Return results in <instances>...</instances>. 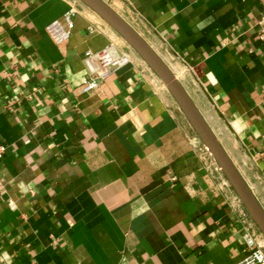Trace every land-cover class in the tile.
I'll return each instance as SVG.
<instances>
[{
	"label": "crops",
	"instance_id": "0c3cea01",
	"mask_svg": "<svg viewBox=\"0 0 264 264\" xmlns=\"http://www.w3.org/2000/svg\"><path fill=\"white\" fill-rule=\"evenodd\" d=\"M264 208V0H111ZM70 34L56 44L46 27ZM113 32L77 0H0V264H234L242 204L139 56L81 86ZM26 77V78H25Z\"/></svg>",
	"mask_w": 264,
	"mask_h": 264
},
{
	"label": "water",
	"instance_id": "95a60500",
	"mask_svg": "<svg viewBox=\"0 0 264 264\" xmlns=\"http://www.w3.org/2000/svg\"><path fill=\"white\" fill-rule=\"evenodd\" d=\"M97 14L141 58L168 90L201 143L242 204L248 217L264 236V208L248 187L219 139L170 67L146 39L105 0H77Z\"/></svg>",
	"mask_w": 264,
	"mask_h": 264
},
{
	"label": "built area",
	"instance_id": "2783aa9c",
	"mask_svg": "<svg viewBox=\"0 0 264 264\" xmlns=\"http://www.w3.org/2000/svg\"><path fill=\"white\" fill-rule=\"evenodd\" d=\"M73 13V8H70L64 14L66 26H64L57 19L47 25L46 30L56 44H61L68 38L70 34V27L72 26L71 15ZM258 36L264 41V25L259 27ZM128 61V52L125 50H119L112 44H109L97 51H86L84 54L86 75L81 84L82 88L84 90L95 89L100 80L107 77L113 70ZM262 139L264 141V133L262 135ZM214 167L221 175L222 184L230 187L216 163H214ZM241 216L242 239L245 244V254L234 264H264V236L256 228L243 208L241 210Z\"/></svg>",
	"mask_w": 264,
	"mask_h": 264
},
{
	"label": "rangeland",
	"instance_id": "374dc122",
	"mask_svg": "<svg viewBox=\"0 0 264 264\" xmlns=\"http://www.w3.org/2000/svg\"><path fill=\"white\" fill-rule=\"evenodd\" d=\"M106 2H108V3H111V0H105ZM78 4H80L81 6H83V7H85V8H87V10L88 11H90V13L91 14H93L98 20H100L101 22H103L106 26H108L97 14H95L93 11H91L88 7H86L85 5H83L82 3H80L79 1H78ZM109 27V26H108ZM109 29L113 32V34L116 36V38L119 40V42H121L123 45H124V48H125V51L126 50H128V51H130L131 53H133V54H136L135 53V51L131 48V47H129L128 45H127V43L115 32V31H113L110 27H109ZM137 55V54H136ZM138 56V55H137ZM211 156V155H210ZM212 158V157H211ZM212 160H213V158H212ZM213 162H214V160H213ZM215 163V162H214Z\"/></svg>",
	"mask_w": 264,
	"mask_h": 264
},
{
	"label": "clouds",
	"instance_id": "9594fccd",
	"mask_svg": "<svg viewBox=\"0 0 264 264\" xmlns=\"http://www.w3.org/2000/svg\"><path fill=\"white\" fill-rule=\"evenodd\" d=\"M26 78V77H25Z\"/></svg>",
	"mask_w": 264,
	"mask_h": 264
}]
</instances>
